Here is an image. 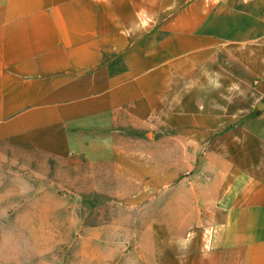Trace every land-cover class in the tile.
Returning <instances> with one entry per match:
<instances>
[{
	"label": "crops",
	"instance_id": "crops-1",
	"mask_svg": "<svg viewBox=\"0 0 264 264\" xmlns=\"http://www.w3.org/2000/svg\"><path fill=\"white\" fill-rule=\"evenodd\" d=\"M235 90L256 102L223 103ZM263 98L264 0H0V162L191 182L197 223L157 219L142 264H264Z\"/></svg>",
	"mask_w": 264,
	"mask_h": 264
},
{
	"label": "rangeland",
	"instance_id": "rangeland-1",
	"mask_svg": "<svg viewBox=\"0 0 264 264\" xmlns=\"http://www.w3.org/2000/svg\"><path fill=\"white\" fill-rule=\"evenodd\" d=\"M229 95L223 103L230 107L257 100L251 92ZM204 160L195 169L202 171ZM124 167L8 151L0 162V264H142L154 252L155 239L145 232L157 219L171 234L197 223L189 179L180 192L141 193L157 181L130 177Z\"/></svg>",
	"mask_w": 264,
	"mask_h": 264
}]
</instances>
